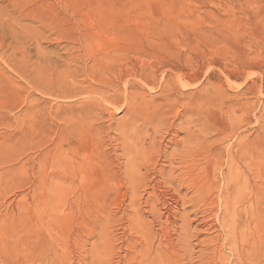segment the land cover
<instances>
[{
  "label": "rangeland",
  "instance_id": "1",
  "mask_svg": "<svg viewBox=\"0 0 264 264\" xmlns=\"http://www.w3.org/2000/svg\"><path fill=\"white\" fill-rule=\"evenodd\" d=\"M195 98L196 184L218 150L264 151V0H0V264L205 262L214 207L165 139ZM126 101L166 121L146 127L155 150L131 183L116 137Z\"/></svg>",
  "mask_w": 264,
  "mask_h": 264
},
{
  "label": "bare ground",
  "instance_id": "2",
  "mask_svg": "<svg viewBox=\"0 0 264 264\" xmlns=\"http://www.w3.org/2000/svg\"><path fill=\"white\" fill-rule=\"evenodd\" d=\"M156 76L154 75V77ZM148 79L150 78L148 77ZM138 80L140 81L139 78ZM142 84L145 85L146 83L142 82ZM171 85L172 84H170V86ZM167 87H169V85H167ZM149 96L150 94L148 96L143 94L142 99H146ZM194 97L192 96V98ZM185 99H183V107L175 114V120L169 124V136L168 139H165L169 140L170 137V142L174 143L171 153L169 152L170 157L175 154L178 155V157L180 156V160H176L178 162H175L177 166L174 168H177L180 174L187 176L190 181L192 180L194 182H191V184L194 185L192 193H198L199 197L205 201L206 204L204 206L206 211H210V209L214 207L212 220L207 221L205 225L206 230L214 231V235H209L203 240L205 243L203 247L200 245V247H202V249L200 248L201 250H199L200 259H206V261L203 262H207L206 264H210L209 261L211 259H218L219 262H214V264H226L225 256L229 255L223 253L222 250H227L237 254V258L230 264H264V151H260L261 149L259 148V150L253 151L246 143H242V141L236 142L229 148L218 150L215 152L216 157L214 156L216 161L212 162L209 169L208 179H205L200 184H196L194 181L196 170L200 169V167L198 162L194 159L195 154H192L195 151L194 148L192 153L190 148L194 143L197 144L199 141L200 100L195 98L194 101L190 103L187 101L189 98L187 100ZM122 105L123 107L125 106V108L123 113L121 112L122 115L117 118L116 130L118 135L116 137H120L121 142H119L120 140L117 142L121 143L120 145L125 155L121 161H124L122 173L124 171L125 179L127 178L131 183L139 174V169L137 168L138 163L136 164L135 162L136 157H139L141 160L140 162H142L143 159L147 158L152 151L155 150L154 135H148L146 127H149L156 133L166 124V121L163 116V110L153 112L147 115V118H143L141 111L138 112L131 102L129 103L126 101L123 102ZM141 110H143V108ZM180 133L182 136L179 135ZM146 139L149 140L148 146H143L142 143H144ZM170 142H168V144ZM162 149L163 148H161V150ZM169 149L171 150V148ZM168 150L165 148L163 152L166 154ZM163 154L164 153H162V155ZM166 157L168 158L169 156ZM169 163L172 164L174 161L170 159L168 164ZM174 164H172V166H174ZM143 166L146 167V161ZM155 166L154 164V167ZM158 171L161 173L162 169ZM184 179L185 180L182 179L180 182H177L185 184L187 179L185 177ZM153 186L151 185V189ZM187 186L189 185L186 184V187ZM215 193H218V195L212 198ZM216 224L220 226L222 233L215 229ZM166 231H168V229ZM165 234H167V232ZM181 234L183 233L181 232ZM183 235L179 237H183L182 242L185 243L186 240L188 241V236L185 233ZM169 237L171 236L169 235ZM163 238L165 239V237ZM140 247L143 246L140 245ZM161 247L164 248L162 251L168 250V248L165 249L166 246L164 245L160 246V248ZM154 253L153 256L151 253V258H149V260L147 258V264H160L161 260L158 258L163 256L164 252H160L159 254L158 251H155ZM166 253L167 252H165V254ZM203 263L200 262L199 264Z\"/></svg>",
  "mask_w": 264,
  "mask_h": 264
}]
</instances>
